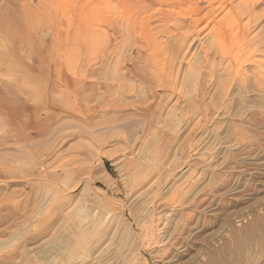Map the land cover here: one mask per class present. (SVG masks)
<instances>
[{
    "label": "rangeland",
    "instance_id": "rangeland-1",
    "mask_svg": "<svg viewBox=\"0 0 264 264\" xmlns=\"http://www.w3.org/2000/svg\"><path fill=\"white\" fill-rule=\"evenodd\" d=\"M11 33L90 111L2 146L0 264H264V0H0V79L55 104Z\"/></svg>",
    "mask_w": 264,
    "mask_h": 264
},
{
    "label": "bare ground",
    "instance_id": "bare-ground-1",
    "mask_svg": "<svg viewBox=\"0 0 264 264\" xmlns=\"http://www.w3.org/2000/svg\"><path fill=\"white\" fill-rule=\"evenodd\" d=\"M9 35L12 42H17L18 37H22V40L26 41L23 48L30 60L24 61V58L20 56L21 61H24L22 63L23 68L29 73L33 72L41 75L48 93L58 88L60 99H54L55 104L40 102V104L34 105L35 103L33 104L29 99L21 97L14 85L0 79V124L4 127L0 133V150L2 146L8 145V140L11 138L20 142V144L30 146L36 139L45 137L51 124L60 116L82 118L90 111L82 102L84 97L81 94V89L84 82L71 87L67 84L65 77L57 72L58 70L49 67L47 61L49 56L47 53L48 44L46 42L40 49L36 48L33 40L26 35L18 36L15 33ZM11 54L15 60L21 59L17 53L13 52ZM75 136L74 133L66 134L53 144L50 151L40 158L35 174L49 176L51 172L48 168L57 162L63 172L70 171L72 163L63 158L67 149L73 146Z\"/></svg>",
    "mask_w": 264,
    "mask_h": 264
}]
</instances>
